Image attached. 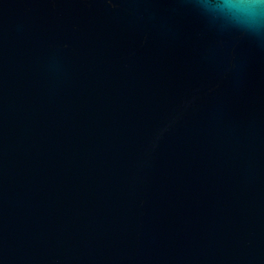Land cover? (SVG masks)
Returning a JSON list of instances; mask_svg holds the SVG:
<instances>
[{"label":"water","instance_id":"1","mask_svg":"<svg viewBox=\"0 0 264 264\" xmlns=\"http://www.w3.org/2000/svg\"><path fill=\"white\" fill-rule=\"evenodd\" d=\"M0 264H264V40L196 0H0Z\"/></svg>","mask_w":264,"mask_h":264},{"label":"clouds","instance_id":"2","mask_svg":"<svg viewBox=\"0 0 264 264\" xmlns=\"http://www.w3.org/2000/svg\"><path fill=\"white\" fill-rule=\"evenodd\" d=\"M210 22L264 40V0H196Z\"/></svg>","mask_w":264,"mask_h":264}]
</instances>
